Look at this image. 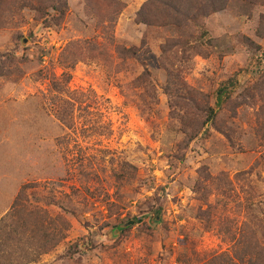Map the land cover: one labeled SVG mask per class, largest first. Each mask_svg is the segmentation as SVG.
Listing matches in <instances>:
<instances>
[{
    "label": "rangeland",
    "instance_id": "obj_1",
    "mask_svg": "<svg viewBox=\"0 0 264 264\" xmlns=\"http://www.w3.org/2000/svg\"><path fill=\"white\" fill-rule=\"evenodd\" d=\"M8 1L0 224L19 264H222L241 236L263 244L264 0H184L188 23L154 0Z\"/></svg>",
    "mask_w": 264,
    "mask_h": 264
},
{
    "label": "trees",
    "instance_id": "obj_2",
    "mask_svg": "<svg viewBox=\"0 0 264 264\" xmlns=\"http://www.w3.org/2000/svg\"><path fill=\"white\" fill-rule=\"evenodd\" d=\"M200 1H201V6H202L201 9L206 15H208L207 13L209 11L214 12V10L219 9L218 4L216 2L212 3V0L210 1L209 4L206 3L209 0H200ZM8 2H10V0ZM154 2H156V5L151 4V2L146 4V5H148L147 7H149V8H150V6H152L150 8L151 11H155L156 13H160L162 10L161 5H166L168 7H171L173 14L181 15V17H183L184 20L190 19V16L192 15L193 8H194L193 3H188V2H185L184 0H154ZM221 2L223 4V0H221ZM159 3L161 5H159ZM207 7H211V9L206 13L204 10H206ZM201 9H200V11H201ZM56 11H58V12L61 11V8H57ZM59 13H60V16H62V12H59ZM144 15H145V11H144V13L142 11L140 16L143 17ZM144 22L147 24L150 23V21H148V20H144ZM185 22L188 23V21H186V20H185ZM190 22H193V21H190ZM204 35L205 34L203 33L202 36H204ZM208 42H210V40ZM68 79H70V77H68ZM237 84H238V79L236 77H233V78H230L229 80H227L226 82H223L219 86L218 90L216 91L215 106H214V108H209L207 110V116H208L207 122H209V121L211 122L212 119L215 117L216 113L220 112L226 104H228L232 101V97H233V94H234L235 89L237 87ZM55 86L58 88V90L60 89L57 86V84H55ZM65 105L71 106V104L69 102H66L64 104V106ZM65 113L66 112L61 111L59 113V117L64 123L68 124L69 123L67 121L68 117L65 116ZM24 193H25V191H24ZM22 195H23V193H21L20 197H18L17 201L13 205L12 214L10 213V215H12L11 218L16 214L18 216L20 215V218H21L20 213H22L23 215L26 216V213L23 210V208H24L23 204L21 202L23 200V199H21ZM17 211H19V212H17ZM28 215H29L28 217H33L37 220V222L41 221L42 223H43V219L46 217V214L42 215L41 212L39 213V211H37V210H31V212ZM16 223L17 222L12 221V223L9 226L10 227L12 225L13 226L10 229H8L9 228L8 225L3 226V223L0 224V264H19V263H22L23 257L30 253V251L28 249H26L25 252H23V251L21 252L18 247L16 249L15 248L16 246L11 244V238L19 237L18 236L19 233L16 232L18 230V224H16ZM49 225H51V227L54 225L56 226L54 221L51 222ZM52 228H50V226L47 225V229H45V230H46V232H49ZM56 229L57 228H55V230ZM20 242H23V235L21 236ZM31 243H32V241H31ZM57 243H55V245ZM25 244L28 245V240L26 241ZM45 245H48V244L45 242ZM237 246H238V249L235 250L234 257L228 258V259L224 258L222 260V264H264V242L262 244V240L258 237V235H256V233H254L253 235H251L249 237L241 236L240 239L238 240ZM33 247H35V245ZM52 247H54V245L47 247V249H45L42 254L46 253V251H48L49 249H52ZM29 263H27V264H29Z\"/></svg>",
    "mask_w": 264,
    "mask_h": 264
},
{
    "label": "water",
    "instance_id": "obj_3",
    "mask_svg": "<svg viewBox=\"0 0 264 264\" xmlns=\"http://www.w3.org/2000/svg\"><path fill=\"white\" fill-rule=\"evenodd\" d=\"M157 219L159 220V217H158ZM134 224H135V221H131L130 223H128V224L122 226V229H126V228H128L129 226H132V225H134ZM118 231H119V230H116V231H115V235H117Z\"/></svg>",
    "mask_w": 264,
    "mask_h": 264
},
{
    "label": "crops",
    "instance_id": "obj_4",
    "mask_svg": "<svg viewBox=\"0 0 264 264\" xmlns=\"http://www.w3.org/2000/svg\"><path fill=\"white\" fill-rule=\"evenodd\" d=\"M8 199V198H7Z\"/></svg>",
    "mask_w": 264,
    "mask_h": 264
}]
</instances>
